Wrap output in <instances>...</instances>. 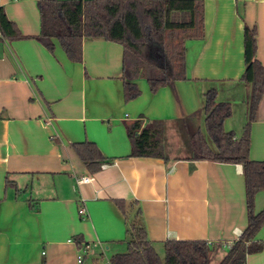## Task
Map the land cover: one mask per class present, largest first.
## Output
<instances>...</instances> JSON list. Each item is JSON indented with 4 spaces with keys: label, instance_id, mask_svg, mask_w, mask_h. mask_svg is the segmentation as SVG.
I'll list each match as a JSON object with an SVG mask.
<instances>
[{
    "label": "crops",
    "instance_id": "crops-1",
    "mask_svg": "<svg viewBox=\"0 0 264 264\" xmlns=\"http://www.w3.org/2000/svg\"><path fill=\"white\" fill-rule=\"evenodd\" d=\"M38 1L0 0V8L23 36L35 37L41 29ZM202 3L203 38L184 43L186 78L151 92L148 69L141 68L131 80L140 93L127 102L119 44L84 38L77 63L57 40L49 51L33 38L0 37V264H109L127 247L128 221L117 201L137 203L156 253L167 241H205L209 263L218 264L228 251L224 244L238 239L247 225L241 165L160 152L134 157L127 135L135 121L141 128L159 122L161 132L171 124L202 132L210 89L217 98L226 96L219 102L240 101V133L227 132L241 135L247 120L241 98L248 89L239 82L243 30L255 27V58L264 66V0ZM172 17L187 20L188 14ZM149 56L159 73H169L156 46ZM85 142L97 147L107 167L87 170L71 148ZM248 157L264 161V94L250 125ZM82 175L90 181L78 184ZM263 208L264 189L255 195L254 211ZM256 240L262 251L248 255L246 264H264V225Z\"/></svg>",
    "mask_w": 264,
    "mask_h": 264
},
{
    "label": "trees",
    "instance_id": "trees-1",
    "mask_svg": "<svg viewBox=\"0 0 264 264\" xmlns=\"http://www.w3.org/2000/svg\"><path fill=\"white\" fill-rule=\"evenodd\" d=\"M40 33L35 37L23 36L0 8V37L8 41L33 38L53 50L57 40L67 58L82 61V41L103 39L123 48V96L135 99L140 91L131 83L141 68L146 67L147 82L151 92L169 82L184 80L186 40L203 38L202 0H39ZM186 13L187 20H174L172 14ZM156 46L162 53L169 73L157 71L150 59L149 50ZM244 73L239 82L250 86L247 120L241 135L236 139L232 132L224 130V122L231 117L228 102L217 101V91L210 89L204 94V128L189 136L188 146L192 160H207L242 166L245 181L247 225L232 247L218 264H246L248 255L262 251L256 234L264 225V208L254 211L257 192L264 189V161H251L248 157L250 125L264 94V66L255 58L256 29L244 26ZM159 122L141 128V122L127 125L131 142V156L159 157ZM77 158L91 173L100 170L104 158L92 143L71 145ZM128 221L127 247L124 253L115 254L109 264H209L210 244L205 241H167L163 259L158 256L147 240L141 212L135 202L117 201ZM130 209V217L128 212ZM128 210V211H127Z\"/></svg>",
    "mask_w": 264,
    "mask_h": 264
},
{
    "label": "rangeland",
    "instance_id": "rangeland-1",
    "mask_svg": "<svg viewBox=\"0 0 264 264\" xmlns=\"http://www.w3.org/2000/svg\"><path fill=\"white\" fill-rule=\"evenodd\" d=\"M174 20H177L176 18H171ZM147 71V69H146ZM247 92L245 97L241 96V101L244 100L246 101V112L248 111V100H249V94H250V86H247ZM248 93V94H247ZM226 99L225 95H220V97L217 98V101H224ZM231 105V109L233 107V116L229 120H225V125L224 129L227 131V129H232L233 131L236 132V134L240 133V127L241 124L244 122V115H243V106L240 104V101H233V104ZM245 109V108H244ZM232 115V114H231ZM202 132L205 133V128L204 126L202 127ZM192 134L191 132L184 131L180 129V126L177 124H171V125H165L162 127V132L160 135V143L161 147L158 152L164 154L166 157L168 156L169 158H185V157H191V151L187 147V139ZM164 251H157V254L160 258L163 259L164 256ZM209 264H215L212 260H210Z\"/></svg>",
    "mask_w": 264,
    "mask_h": 264
},
{
    "label": "built area",
    "instance_id": "built-area-1",
    "mask_svg": "<svg viewBox=\"0 0 264 264\" xmlns=\"http://www.w3.org/2000/svg\"><path fill=\"white\" fill-rule=\"evenodd\" d=\"M107 166H108L107 164H101V168H105ZM89 181H90V176L89 175H82V176H80V177H78L76 179V182L78 184H80V183H88ZM85 212H86V208L84 206L80 207L79 213L80 214H85ZM232 245H233V242L229 241V242L224 244V247L227 250H229L232 247ZM81 260H82V254H79L78 257H77V261L81 262Z\"/></svg>",
    "mask_w": 264,
    "mask_h": 264
}]
</instances>
